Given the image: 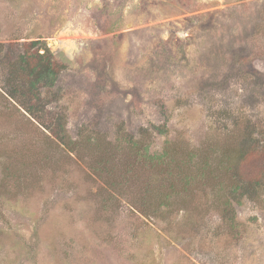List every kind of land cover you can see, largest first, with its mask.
<instances>
[{"label": "rangeland", "instance_id": "1", "mask_svg": "<svg viewBox=\"0 0 264 264\" xmlns=\"http://www.w3.org/2000/svg\"><path fill=\"white\" fill-rule=\"evenodd\" d=\"M30 41L67 65L41 122L60 118L80 145L21 108L26 120L0 118V264H264V194L237 208L234 232L206 191L154 218L138 206L146 174L117 192L89 167L120 178L116 139L166 121L180 152L264 145V0H0V86Z\"/></svg>", "mask_w": 264, "mask_h": 264}, {"label": "trees", "instance_id": "2", "mask_svg": "<svg viewBox=\"0 0 264 264\" xmlns=\"http://www.w3.org/2000/svg\"><path fill=\"white\" fill-rule=\"evenodd\" d=\"M22 47V53L13 65L19 80L0 86V118H12V115L5 113L11 112L14 115L16 112L26 120L20 112L21 108L41 122L43 118L40 113L46 110L42 92L54 87L59 74L67 69V65L45 43L30 41L23 43ZM55 122L44 121L40 125L49 130L58 142L75 151L80 142L68 138L60 118ZM166 122L151 125L152 134L145 130L139 137L124 135L116 139L117 154L129 158L120 178L112 176V168L101 158L90 164V170L102 178L106 186L117 192H121L132 179L136 181L137 170L146 174L138 206H141L145 215L154 218L170 216L180 194L206 191L229 228L239 232L237 208L244 201L264 194V169L243 177L239 166L256 154L264 156V145L257 142L258 146L253 141V147H247V151H239L235 156L228 149L206 152L199 147H186L180 152L175 143L166 138L169 131ZM154 135L165 137L160 147H156ZM83 140L89 145H95V139L89 136Z\"/></svg>", "mask_w": 264, "mask_h": 264}]
</instances>
